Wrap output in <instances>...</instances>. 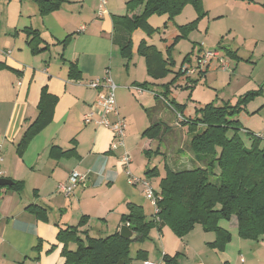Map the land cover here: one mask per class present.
I'll use <instances>...</instances> for the list:
<instances>
[{"label":"crops","instance_id":"0c3cea01","mask_svg":"<svg viewBox=\"0 0 264 264\" xmlns=\"http://www.w3.org/2000/svg\"><path fill=\"white\" fill-rule=\"evenodd\" d=\"M246 1L248 2L226 0V3L232 6L244 4L248 10L264 17V10L259 7L263 5V0H249L248 5ZM97 2L98 0H63L57 9L41 14L34 0H0V150L3 155L0 164L1 177L8 178L13 183L22 182L19 190L8 186L0 188V264H64V257L61 255L62 243L57 240L58 225L66 224L69 220L76 225L78 216L89 217L85 225L79 226L78 229L92 236L89 224L93 220L92 212L85 202L88 189L76 187L68 197L56 191V184L65 181L73 170L82 173L84 177L87 176L85 187L94 186V189H97L103 184L108 185L105 191L110 193L107 200L111 203L105 209L104 203L100 202L97 208H94L97 213L95 215H106V211H112L118 205L121 216L127 212L129 202L141 205L145 213L142 196L136 187L127 182L120 162L122 148L109 150L111 132L105 127L82 122L83 114L97 96V90L85 86L84 83L101 76L103 69L111 65V57L110 63L104 62L106 56L114 54L115 42L118 43L120 54V45L127 38L126 33L116 37L121 29L113 27L111 18L113 14H125L124 7L118 0H107V11L98 15ZM141 10L142 6H139L128 14H139ZM29 30L36 31L35 35L39 38L38 44L35 45L39 49L36 53L31 51L28 44L31 36L27 33ZM68 36L70 39L65 44L62 43ZM69 62L77 64L79 79L68 76ZM115 76L119 77L117 72ZM43 88L57 97L52 120L32 138L22 156H18L16 144L24 129L37 115ZM118 109L120 111V108ZM120 113L126 122L125 147L129 151L130 133L127 131L125 115L121 111ZM260 131H264V128ZM147 140L146 145L152 139ZM52 145L61 150L75 146V153L67 157L52 156ZM145 149L147 148H143ZM174 160L177 164L182 163L180 159ZM133 161L132 159V173L141 177L139 167L135 166ZM113 197L118 200L112 201ZM73 201L78 203L80 214H73L64 222L58 220L56 208H65L66 203ZM33 207H42L46 215L42 216L40 211L36 212ZM233 217L235 216L229 221L236 227L235 233L223 227L222 220L219 221L220 226L231 233V239L223 251L208 245L215 239L213 231H204L200 224H195L191 231L180 238V245L174 254L175 260L169 264H182L183 260L191 258L194 260L196 255L202 254V250L210 251L220 258V264H247L245 254L243 257L242 253L247 248L251 250L253 246H256V255L252 256L250 264H264V237L253 240L255 243H251V239L239 237L237 220L234 221ZM146 218L148 219L147 215ZM68 224L74 226L72 223ZM120 226L119 219L115 231L119 230ZM109 231L111 230L101 227L94 236L115 232ZM161 233L163 232L157 234ZM235 236L242 241L236 239L239 248L233 261L229 246ZM149 237L150 239L142 242L141 247L137 249L146 251L145 259H140L143 261L149 258L152 250L151 233ZM68 246L72 250L75 249L72 242ZM163 254L171 255L160 251V255ZM193 264L212 263L211 260L207 263L200 258L198 261L194 260Z\"/></svg>","mask_w":264,"mask_h":264},{"label":"trees","instance_id":"16d2710c","mask_svg":"<svg viewBox=\"0 0 264 264\" xmlns=\"http://www.w3.org/2000/svg\"><path fill=\"white\" fill-rule=\"evenodd\" d=\"M38 4L41 14L57 9L63 0H34ZM192 3L201 9V0H128L126 13L111 16L113 27L121 29L127 34L126 40L120 45V54L130 58L132 41L130 33L140 27L151 32L153 28L147 23V18L153 13L168 14L169 18L177 15L183 7ZM142 6L139 14H131L137 7ZM264 7V2H263ZM183 28V27H182ZM30 39L28 44L31 51H39L36 44L39 38L36 31H28ZM68 36L62 43H66ZM137 52L145 58L147 73L153 78L161 76L168 64L161 59L152 45L141 40L137 45ZM230 55L232 51L226 49ZM199 56L197 57V59ZM207 66L205 67V69ZM203 75L204 69L199 72ZM68 76L79 79L80 71L75 62H69ZM189 82L190 79L188 78ZM147 90V84H134ZM263 92L262 88L247 90L238 95L232 104L225 102L215 104L209 102L197 109V116L189 119L183 116L181 106L165 95H156L155 101L165 103L181 116L180 126L186 127L189 158L192 167L172 169L167 162L164 163V175L159 181V190H156L161 199L157 206L158 221L152 217L146 218L141 205L127 203V212L121 214V225L126 224L131 230L137 232L135 240L144 242L149 240V231L153 226L160 230L168 226L173 233L181 238L191 231L195 224H200L204 231L215 233L214 241L208 243L211 248L223 251L231 239V233L220 226V220L229 221L232 216L237 220V234L241 238L258 240L264 237V141L259 136H253L250 145H244L239 134V121L236 118L244 109L246 103L254 96ZM142 93V92H141ZM57 97L48 93L46 88L41 91L36 117L24 129L16 144L18 156H22L32 138L45 128L52 120ZM156 108L157 105H151ZM147 110V109H146ZM177 130L169 124L155 121L148 125L142 133V138L164 140L166 153L173 151L177 146ZM160 147L158 146L157 149ZM149 149L144 152L149 154ZM182 152L175 148L174 152ZM177 152V153H178ZM75 153V146L61 150L58 146L50 147V154L56 157L71 156ZM217 169V171H216ZM157 172V168L145 169L146 178ZM215 176L217 182L212 181ZM9 188L19 190L22 182L15 181ZM2 188V186H0ZM36 212L46 215L42 207H33ZM39 209V210H38ZM153 215V214H152ZM87 217L82 215L78 225H58L57 240L62 243L61 255L64 264H128L130 239L119 235V230L106 236H90L78 228L85 224ZM75 244V249L69 248V243ZM146 251L139 249L136 257L145 259ZM167 264L175 260V256L162 255Z\"/></svg>","mask_w":264,"mask_h":264},{"label":"rangeland","instance_id":"374dc122","mask_svg":"<svg viewBox=\"0 0 264 264\" xmlns=\"http://www.w3.org/2000/svg\"><path fill=\"white\" fill-rule=\"evenodd\" d=\"M127 1L118 0L119 4L124 7V12H126ZM248 2L250 1L248 0ZM248 2L246 1L247 5ZM259 7L264 10L263 5ZM248 9L244 4L239 6L227 4L226 0H201V9L188 3L173 18H169L166 13H153L147 18V23L153 28L151 32L140 27L131 31L130 58L119 54L117 42L114 44L116 48L114 54L105 57V64L110 63L109 58H112L111 65L106 66L101 76L95 78L104 76L105 71L108 70L111 78L117 84L116 102L127 121V131L131 138L129 153L134 160L133 164L139 167L141 177L146 176V167L157 168V172L149 177V181L156 190L160 189L159 181L164 175L165 162L173 169L193 166L189 159L191 153L188 149L189 136L186 127L180 126L181 118L164 100L162 102L155 101L156 95L167 96L168 100H173L181 106L184 117L193 119L197 116V109L206 103L229 102L233 104L238 95L247 90H256L261 87L263 92L251 98L236 118L239 121V134L245 146L250 145L253 136H259L264 141V131H260L261 128H264V17L262 18L256 12ZM122 33L125 32L118 30L116 37H120ZM141 40L152 45L159 52L161 59L168 62L165 66L166 71L157 78H153L147 73L145 58L137 52V45ZM226 49L232 51L234 55L228 54ZM214 50H217L219 56L228 62L229 70H222L217 60L212 58L209 60L207 68H204L203 75L200 74L196 68L197 57L199 54ZM191 68L194 69V72L185 73V69L190 71ZM115 72L119 77L115 76ZM133 82L136 84L146 83L148 89L138 93L131 88V85L135 84ZM153 104H156L157 107L152 108ZM155 121H162L177 130V139L180 142H177L176 147L182 152H174L176 147L173 146V151L166 153L167 146L164 140L160 141V139H152L146 145L149 138H142L141 133ZM158 146L159 149H157ZM143 148L150 150L148 155L145 154ZM174 159H180L182 163L177 164ZM211 179L217 182L215 176H212ZM86 181L87 176H85L84 183L80 184V187L77 186L76 189H88V197L85 198V202L86 207L92 212L93 220L89 223L92 236L96 237L94 235H97L96 232L101 227L111 230L109 232L115 231L120 219L118 205H116V209L106 211V215L104 213L95 215L97 213L94 209L100 202L104 203L105 209L110 205L111 202L107 200L110 193L105 191L108 185L103 184V186L94 189V186L85 187ZM134 187L142 196L145 214L151 220L154 206L146 198L141 186ZM116 200H118L117 197H113L112 201ZM65 205H67L65 208H56L55 213L58 220L64 222L73 214H80L77 202L73 201ZM233 219L235 221L236 218L233 217ZM79 220L80 216L76 217V225ZM68 223L75 225L72 220L66 222V224ZM221 224L231 232H236V227L231 225L230 221L222 220ZM161 231L163 233L158 235L157 233ZM149 233L153 240L148 261L160 262L162 260L160 251L162 250L170 253V256L176 253L181 239L168 226H163L160 230L153 226ZM236 239L240 240L241 238L235 236L232 245L229 246L231 250L229 253L233 261L238 255L239 248ZM251 241V243H255V241ZM141 243V241L133 240L129 244L131 259L128 264H143V260L136 257L137 249L141 247ZM255 248L256 246H253L251 250L247 248L243 251L242 254L243 257L245 254L247 264H250V259L256 255ZM159 256L160 260H158ZM200 258L207 263L211 260L212 264H220V258L210 251L202 250V254L196 255L194 260L198 261ZM194 260L192 258L183 260L182 264H193Z\"/></svg>","mask_w":264,"mask_h":264},{"label":"built area","instance_id":"2783aa9c","mask_svg":"<svg viewBox=\"0 0 264 264\" xmlns=\"http://www.w3.org/2000/svg\"><path fill=\"white\" fill-rule=\"evenodd\" d=\"M107 0H98V10L97 14L102 15L106 10ZM9 52V51H7ZM216 59L220 68L222 70H229L228 62L224 61L222 57L219 56L218 51H207L204 54H201L197 59L196 68L198 71H202L209 64L210 59ZM194 72V69L191 68L190 71L185 69V73L190 74ZM85 86L96 89L97 96L94 102L91 104L90 108L83 114L82 120L85 124H94L97 126H102L107 128L112 134V140L109 145L110 151H116L119 148H122L120 155V162L123 167V170L127 176V182L130 185L141 186L145 196L152 205L154 206L153 218L155 221L159 220L157 216L159 208L157 206L158 200L161 199V195L156 191L152 186L151 182L146 177H139L132 173L131 164L132 157L129 151L126 149L125 145V130L126 122L124 117L121 115L116 102V84L111 78L109 71L106 70L104 76L100 78L89 79L84 83ZM138 93H141L142 88L132 85L131 87ZM180 118L181 116L178 115ZM182 119V118H181ZM178 124V123H176ZM3 160V155L0 150V164ZM2 175L0 167V177ZM85 177L82 173L77 170H73L68 178L63 182H58L56 184V191L64 196L68 197L74 191V189L83 184ZM143 264H167L163 259L160 262H151L144 260Z\"/></svg>","mask_w":264,"mask_h":264},{"label":"water","instance_id":"95a60500","mask_svg":"<svg viewBox=\"0 0 264 264\" xmlns=\"http://www.w3.org/2000/svg\"><path fill=\"white\" fill-rule=\"evenodd\" d=\"M13 182L5 177H0V186H9ZM119 235L124 238V239H130V240H135L137 237V232L131 230L126 224H123L119 228ZM117 264H124L123 262H118Z\"/></svg>","mask_w":264,"mask_h":264}]
</instances>
